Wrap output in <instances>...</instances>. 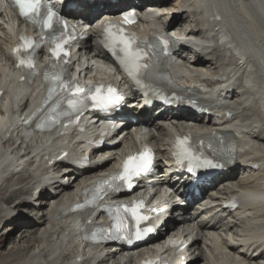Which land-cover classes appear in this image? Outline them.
I'll use <instances>...</instances> for the list:
<instances>
[{"label":"bare ground","instance_id":"obj_1","mask_svg":"<svg viewBox=\"0 0 264 264\" xmlns=\"http://www.w3.org/2000/svg\"><path fill=\"white\" fill-rule=\"evenodd\" d=\"M71 1L83 7L76 16L82 18L83 15L86 25L94 24L102 15L118 13L119 6L127 9L132 2ZM154 1H159L160 8L156 10L162 13L157 18L152 11L147 12L141 32L146 35L155 31L156 24L161 23L173 31L187 35L189 30L188 34L200 36L203 52L196 54L197 58L188 60L174 53L163 61L162 69L187 93H198L200 84L224 89L225 96L221 92L202 96L205 105L215 110V116L203 118L184 111L175 116V113L164 112L159 120H154L145 115L148 119L144 121V128L140 127L138 138L128 132L130 135L124 142L117 144L113 151H106L108 156L116 154L115 158L108 157L104 161L93 158L86 169L70 166L72 170L61 175L60 168L68 164L67 160L58 161L50 168L41 160L61 147L68 149L71 155H87L86 142L100 133L93 126L97 117H84L85 130L75 142L69 137L56 138V134L49 136L33 128L27 130L23 138L21 119L27 118L28 107L38 100L41 86L36 80L28 85H17L14 81L6 45L16 28L13 23L10 26L1 23L9 13L5 15L0 8V52L5 57L4 62L0 60V88L7 91L0 101V195L6 193L0 197V222L5 224L12 220L15 223L13 230L0 239V256L6 241L17 243L9 259L0 264H92L93 261L99 264L106 259L104 264H137L140 255L156 250L163 239L126 252L124 257V251L118 248L111 252L107 248H88L80 240L78 230L89 229L92 222L96 223L97 210L73 214L71 207L81 200L82 191L95 182L102 171L112 170L120 151L136 145L137 140L149 141L159 156L169 158V145L175 131L187 129L196 135L228 131L233 123L224 120L226 115H233L235 127L239 126L237 121L241 122L246 137L241 140V136H237L241 142L233 156L234 166L221 177L210 180L211 189L206 187L202 207L186 208L177 217L173 212L179 209L175 204H167L168 208L173 207L168 212L166 231L179 230V237H184L185 242L192 240L185 250L187 258H191L188 264H196L201 259H204L203 264H264V0ZM153 18L158 22H151ZM84 33L90 37L80 43L78 58L82 65L90 68L99 64L96 74L110 76L112 69L102 67L101 60L105 56L94 42L96 30L86 27ZM8 80L11 84H6ZM90 154L93 156L95 150ZM26 157L31 161L27 163ZM157 168L163 173L157 186L169 185L174 195L181 196L177 175L170 174L174 168L166 167L161 161ZM49 187L52 188L50 195ZM231 193L236 194L240 202V207L234 211L221 206ZM118 198L121 197L111 199ZM21 209L24 213L19 211ZM19 255L25 258L18 261ZM79 258L82 260L78 261Z\"/></svg>","mask_w":264,"mask_h":264},{"label":"snow or ice","instance_id":"obj_2","mask_svg":"<svg viewBox=\"0 0 264 264\" xmlns=\"http://www.w3.org/2000/svg\"><path fill=\"white\" fill-rule=\"evenodd\" d=\"M20 10L21 16L34 20L35 22L42 25V27L53 30L52 40L54 47L52 49V55L54 58H61L66 56L67 53L64 51V29L68 27L67 23L59 18L56 19L57 25L61 27L53 29L54 13L51 9H47L46 0H13ZM42 9L45 10L42 12ZM125 22H130L129 17H125ZM105 34L107 37V46L115 52L117 49L123 55L120 57L121 63L124 64L128 69L135 75L140 67H146V65H140L139 60L141 57L140 51L134 46L136 38L129 33H126L124 29L112 22H108L105 27ZM36 42L32 38L22 36L21 43L17 45L15 52L19 58L20 66L27 67L28 69H34V62L32 56L29 54L27 58L21 56V52H28L30 49H34ZM57 67V65H53ZM46 81H49L52 87L50 92H54L58 87L65 86L62 78V71L57 74H46ZM105 86H98L95 89V94L91 97L92 100L96 101L99 105L108 107L111 104H116L123 99V97L117 92V90L111 86H107V95H101V88ZM75 92H83L84 89L77 85L74 90ZM71 103V101H70ZM188 138L179 139L177 142L178 155L184 156L192 160H198V157H194L189 147H187ZM154 154L150 148H145L142 152L130 155L122 166V171L118 174L115 179L123 181L128 187H132V181L135 177L143 175L151 170L153 166ZM211 161L205 160L203 165L209 166ZM143 207V202H137L132 207H127L126 210L131 212L132 216L136 218L137 223L148 219L146 216L139 215L138 210ZM119 226V225H118ZM152 231L150 228L143 230L137 229L136 238L140 239L142 235ZM146 264H152V262H146Z\"/></svg>","mask_w":264,"mask_h":264},{"label":"rangeland","instance_id":"obj_3","mask_svg":"<svg viewBox=\"0 0 264 264\" xmlns=\"http://www.w3.org/2000/svg\"><path fill=\"white\" fill-rule=\"evenodd\" d=\"M170 3H172V2H170ZM240 180V179H239ZM5 191V190H4ZM3 191V192H4ZM6 193H2L1 195H0V197H2V196H4ZM49 195H50V193H49ZM31 197H34V196H31ZM31 201H34L32 198H31ZM9 202H10V200H9ZM49 203V202H48ZM30 206V205H29ZM19 211H23L22 209L21 210H19ZM23 213H24V211H23ZM27 213H29V211L27 212ZM11 221V222H10ZM10 221H8V222H5V224H3V223H1L0 222V239L1 238H3V236H5L7 233H9V232H11L12 230H13V228H14V226H15V223L12 221V220H10ZM13 222V223H12ZM10 237H12L11 235H9V238ZM7 240H9V239H7ZM9 242H10V240H9ZM9 242H5V244H4V246H3V249H2V256H0V261L1 262H3L4 261V259H9V257H10V255H11V253H12V250H14V246L17 244V243H9ZM0 245H2V241H0ZM33 249H35V247L33 248ZM29 254V251H28V253L26 254V255H28ZM125 254H123V256H124ZM2 257V258H1ZM20 257V258H19ZM25 258V256L24 255H19L18 256V261H21V260H23ZM6 259V260H7ZM203 261H204V259H201V260H199L196 264H203ZM0 262V263H1Z\"/></svg>","mask_w":264,"mask_h":264}]
</instances>
